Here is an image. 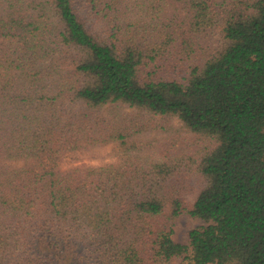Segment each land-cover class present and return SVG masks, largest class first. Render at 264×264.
<instances>
[{
    "label": "trees",
    "instance_id": "trees-1",
    "mask_svg": "<svg viewBox=\"0 0 264 264\" xmlns=\"http://www.w3.org/2000/svg\"><path fill=\"white\" fill-rule=\"evenodd\" d=\"M126 110L180 126L141 149ZM116 140L114 161L65 159ZM183 213L204 222L188 243ZM180 256L264 264V0H0V264Z\"/></svg>",
    "mask_w": 264,
    "mask_h": 264
},
{
    "label": "rangeland",
    "instance_id": "rangeland-1",
    "mask_svg": "<svg viewBox=\"0 0 264 264\" xmlns=\"http://www.w3.org/2000/svg\"><path fill=\"white\" fill-rule=\"evenodd\" d=\"M192 40L195 41L197 46H200V48L210 51L219 49L224 43V38L222 32L220 31V27H212L207 29L206 31L200 32L199 34L193 35ZM182 76L183 75H181V77ZM128 110L126 111L131 112ZM131 113L133 117H145L150 123L149 127H147L145 130L131 138H128L135 141L141 149L147 150L164 146V144L168 143L170 137L176 131V129H174L173 127L178 128L180 126L178 120L174 117L171 119L166 118L168 120H166L168 122L167 123L164 119L161 118L162 116L153 117L146 113H137L135 111ZM164 123H167V127L163 126ZM179 131V134L181 135V138H183V140H187L192 136H194L196 139H200L198 137V134L194 135L184 131L183 129H180ZM119 148V140H116L105 145L86 147L80 151H76L70 154V156L65 159L66 161L75 164H105L107 162L114 161L117 158ZM69 164H66L65 167H68ZM203 223V220L199 217H194L186 213L180 214L175 219L172 238L178 242L188 243L189 230L197 225H202ZM165 264H187V259L182 256L173 257L169 262Z\"/></svg>",
    "mask_w": 264,
    "mask_h": 264
}]
</instances>
